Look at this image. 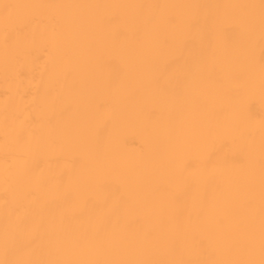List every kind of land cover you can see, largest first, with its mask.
I'll list each match as a JSON object with an SVG mask.
<instances>
[{
    "label": "bare ground",
    "instance_id": "obj_1",
    "mask_svg": "<svg viewBox=\"0 0 264 264\" xmlns=\"http://www.w3.org/2000/svg\"><path fill=\"white\" fill-rule=\"evenodd\" d=\"M0 264H264V0H0Z\"/></svg>",
    "mask_w": 264,
    "mask_h": 264
}]
</instances>
